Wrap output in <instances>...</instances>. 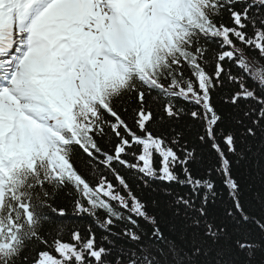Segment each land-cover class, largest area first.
I'll list each match as a JSON object with an SVG mask.
<instances>
[{"label":"snow or ice","instance_id":"1","mask_svg":"<svg viewBox=\"0 0 264 264\" xmlns=\"http://www.w3.org/2000/svg\"><path fill=\"white\" fill-rule=\"evenodd\" d=\"M0 264H264V0H0Z\"/></svg>","mask_w":264,"mask_h":264}]
</instances>
